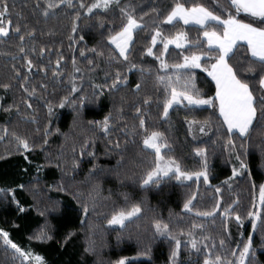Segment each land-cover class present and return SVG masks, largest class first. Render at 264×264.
I'll list each match as a JSON object with an SVG mask.
<instances>
[{"label":"trees","instance_id":"1","mask_svg":"<svg viewBox=\"0 0 264 264\" xmlns=\"http://www.w3.org/2000/svg\"><path fill=\"white\" fill-rule=\"evenodd\" d=\"M72 2L74 7L61 5L55 10V16L45 18L41 11L46 6L45 0H39L41 8L36 7L37 0H7L10 15L3 23L4 26L8 24L10 38L0 37V84L9 83L11 86L7 90L0 87V134L3 129H8V135L0 139V229L7 231L10 239L21 248L31 249L44 257L46 264H116L121 258H126V264H171L170 254L175 243L155 233L153 223L159 219L169 223L173 234L181 240L179 264H203V255L191 250L190 244L185 247L189 231L193 232L201 246L207 243L202 240L205 235L216 241L217 248L219 239L225 238L224 252L252 236L256 253L253 264H264V236L259 230L252 231L247 216L249 211L259 209L260 205H256L258 186L264 183V104L260 103L264 89L258 83L259 70L257 73H241L251 81L257 101V118L246 137L233 134L235 148H232L227 144L226 126H221L222 118L218 110L206 106L189 111L180 105L169 110V118L162 116L163 90L154 86L159 61L155 56H148L145 49L151 46L154 22H160L175 0H122V3L133 6L138 18L143 16L145 25L143 30L138 29L134 33L130 60L137 68L131 71L127 70L125 63L112 62L109 65L107 62L109 49L113 47L107 41L109 30L118 29L122 22L119 9L114 7L110 12L94 10L88 14L85 8L79 7L81 0ZM91 2L83 0L85 5ZM181 2H185L186 6L194 2L203 3L220 11L215 0ZM220 4L226 8L228 0H220ZM77 11L80 12L79 20L75 19ZM74 22L78 25L76 33L71 32ZM17 24L21 27L20 34L26 31L25 24L36 30L34 37L26 36L23 42L28 48L36 49L29 52V58L34 63L31 71L24 66V54L19 52L21 41L15 33ZM160 26L165 36L175 35L182 29L188 33L190 41H201L197 47L191 44L184 49L170 47V54L163 57L169 63L182 62L181 52L184 55L194 51L199 54L208 48L197 26L182 22L175 27L167 24ZM70 35L73 40H69ZM80 36L84 40H79ZM42 47L45 52L41 55ZM93 47L102 49L104 57H97L88 51ZM162 47L158 43L153 52L159 55ZM81 49H84V56L80 55ZM58 54L64 57L59 69L63 75L53 77ZM244 54L246 49L239 48L238 57L243 59ZM73 58L82 70L76 76H82V79L76 80L80 90L70 94L68 78L72 73ZM89 60L93 61L92 65L88 64ZM206 61L207 58L203 57L202 63ZM14 66L21 73L20 77H16ZM93 67L95 70L91 71ZM140 68L147 71L142 74ZM117 69L127 76V83L114 91L104 87L102 95L93 96L94 92H100L93 85L111 84ZM106 72L109 73L107 78ZM193 72L197 87L207 95H214L215 85L207 73L201 69H194ZM25 75L28 76L26 86L36 89L33 96L20 87ZM137 83L141 84L139 91L135 87ZM64 96L69 97V102L59 107V101ZM81 96L86 98L82 106ZM145 96L152 97L149 105L143 104ZM49 102L54 106L51 115L48 112ZM29 103L31 108L27 106ZM136 107H141L146 127L165 133L173 149L168 154L179 160L182 168L198 170L200 157L195 155L194 149H207L209 184L195 180L181 182L172 176L158 186L141 187V178L151 166L153 156L150 150L143 148L141 137L132 131L134 126L139 130ZM109 113L112 123L108 135L88 123L102 121ZM33 116L35 123L30 119ZM185 116L188 120L199 121L211 118L208 136H199V125L194 126L196 135L189 133ZM45 129L49 132L47 137L44 136ZM12 132L28 137L34 147L28 152L18 151ZM45 138L47 144L43 143ZM90 138H94V144L89 143L81 156V145ZM117 141L119 148L115 147ZM88 152L94 155H88ZM237 154L240 160L236 159ZM73 158L78 161L75 169ZM241 161L246 168L240 167ZM61 184L66 191L59 190ZM216 187H220L219 193ZM77 193L81 202L89 204L87 217L74 198ZM125 195L128 196L127 203H139L142 212L124 227H111L106 220L114 206L125 205ZM193 195V204L201 211L210 210L218 203L220 207L215 217H198L195 212H186L183 204ZM92 198L95 210H92ZM20 208L24 210L20 211ZM225 208L235 209V212L225 216ZM236 213L242 217V223L235 220ZM193 223L202 224L203 229H192ZM181 229L184 230L183 235L180 234ZM42 230L52 239L44 242L30 239ZM90 239L95 241L94 250L85 251ZM12 251L6 249L0 238V264H20L18 259L13 258Z\"/></svg>","mask_w":264,"mask_h":264},{"label":"snow or ice","instance_id":"2","mask_svg":"<svg viewBox=\"0 0 264 264\" xmlns=\"http://www.w3.org/2000/svg\"><path fill=\"white\" fill-rule=\"evenodd\" d=\"M216 5L220 8V11L210 9L203 3H192L191 6H186L185 2L181 0H175L170 10L163 15L159 23L154 22L151 35V46L146 47L145 51L148 56H155V59L159 61V69L155 74L154 86L157 89L163 90L162 100V116L169 118V110L174 106L183 105L184 108L189 111L202 107H210L214 110H218L219 117L222 118L221 126H226L227 144L232 148H235L234 141L232 139L233 134L238 133L240 137H246L250 131V127L253 121L257 118V101L254 95L253 88L251 87V81L249 78L241 75V73H257L259 70L258 83L261 89H264V0H228V7H224L220 4V0H215ZM45 7L41 8L39 0H37L36 7L41 8L42 14L45 18L49 15H56V9L61 5H65L67 8L74 7L72 0H45ZM80 8H85L88 14H92L94 10H100L103 12H110L113 8H118L120 13V20L122 21L118 29L109 30L107 41L109 45L113 46L109 49L107 62L109 65L112 62L117 64L125 63L127 70L137 68V65L130 60L131 48L134 43V33L137 30H143L145 27L143 23V16L139 18L135 14V10L130 3H122V0H92L88 5L81 0ZM154 12L157 10L154 8ZM10 15L9 5L7 0H0V37L10 38L9 28L4 26L3 20ZM144 15H147L145 13ZM159 17V13H158ZM80 12L77 11L75 19L79 20ZM179 22H183L184 25H197L199 26L197 31L200 32L204 38L203 42H206L208 48L206 51L201 50L199 54L197 52H191L188 55H184L183 52L180 55L183 56L182 62L169 63L168 60L163 57L169 53V45H175L177 49H184L185 45L191 44L193 47H197L201 44L199 39L190 41L188 33L184 30H178L175 35L165 36L164 30L161 28V24L172 25L175 27ZM9 24L11 21L9 20ZM103 27V24L100 25ZM26 31L21 33V27L19 24L15 27V33L18 35V39L21 41L19 45V52L23 53V60L26 62L24 66L29 71L34 67L33 60L29 58V52H35V47L28 48L23 42L25 37H34L35 28H29L28 25H24ZM78 25L74 22L72 24L71 32L76 33ZM69 40H73V36L68 37ZM79 40H84L83 36L79 37ZM162 44V49L159 50V55L153 52V48L157 46V43ZM244 47L246 54L243 59L238 57L239 48ZM88 51L95 54L97 57H104V51L95 47L88 49ZM45 52V48L40 49L41 55ZM80 55L84 56V49L80 50ZM202 57H206L207 61L202 63ZM15 59V57H13ZM64 57L58 54L56 60V67L53 69V77H60L63 73L60 69V62ZM235 60V63L233 61ZM89 65L93 64L92 60L88 61ZM72 73L69 75L68 83L71 85L69 93H76L80 90L76 84V80L81 77H77L76 73H80L82 70L77 65L75 58L72 60ZM246 65V66H244ZM201 69L207 73L208 77L214 82L215 90L214 95H207L203 93L200 88L197 87L195 82V75L193 70ZM95 70V67L90 69ZM16 77H20L19 70L13 68ZM143 74L147 71L144 68H140ZM109 73H105L107 76ZM28 76H23L24 83H21L20 87L28 93L29 96H33L36 93L35 88L29 89L26 86ZM127 83V76L122 75L121 71L117 69L112 76L111 84L105 82L103 85L95 84L94 88L100 89V92H94L93 96L102 95L103 88L107 87L109 91L117 90L122 84ZM11 85L9 83L0 84V87L7 90ZM46 88L47 85H41ZM136 90L141 89V84L135 85ZM85 97H80L81 106L85 101ZM152 101L151 96H145L143 99L144 105H149ZM69 102V97L64 96L59 101V107H64ZM186 102V103H185ZM75 103V101H72ZM159 103V101H158ZM260 103L264 104V96L260 98ZM29 108L32 105H27ZM53 104L48 103L49 115L53 113ZM8 111V109H5ZM122 111V109H121ZM136 113L138 114L139 130L134 126L133 133L138 134L141 137L142 145L145 150H150V154L153 156L151 166L146 169L144 175L141 178V187H147L149 185H160L165 178L175 177L176 180H193L197 183L203 178L204 184H209V167L207 149L203 147H196L194 149L195 155L200 157V168L198 170H186L182 168L181 163L174 156L169 155L173 151L167 136L164 132L152 128L146 127V121L142 114L141 107H136ZM35 123V117L30 118ZM185 120L188 123V131L192 133L193 125H199V131L205 132L211 125V118H206L203 121L196 119L188 120L185 116ZM89 124L99 127L105 135L110 132L112 123V115L105 116L102 121H88ZM219 131V129H217ZM8 135V129L5 128L0 134V139ZM13 139L16 141L17 150L21 149L24 152L30 151L34 145L29 142V138L21 136L15 132L11 133ZM49 132L47 129L44 131V136L47 137ZM195 139V137H193ZM47 144L48 141L45 138L43 141ZM89 143L94 144V138L86 140L81 145L80 155L85 154V149ZM115 147L119 148L120 144L117 141ZM167 150V151H165ZM73 151L75 149L73 148ZM88 155H94L92 152H88ZM27 159V157H25ZM236 159L240 160V155H236ZM73 169L78 167V161L73 158ZM59 167V165H57ZM241 168L247 166L243 161L240 162ZM171 174V176H170ZM236 169H233V176H235ZM226 183V182H225ZM230 186V185H229ZM255 187V185H254ZM59 190L66 191L63 185H59ZM216 192H220V187H216ZM259 192V209L255 211H249L247 213L250 219L251 229L253 232L259 230L262 236H264V183L258 186ZM74 198L80 203L81 211L85 217L89 214V204L87 202H81L79 200V194H74ZM124 206H114L111 210L110 217L106 222L108 225L125 226L126 221L132 220L134 217L142 212V207L139 203H127L128 196L125 195ZM195 195L189 197L183 204V209L186 212H195L198 217H215L220 205L217 203L210 210L201 211L195 208L193 200ZM92 210H95V201L92 198ZM255 208V204L253 205ZM20 208V211H23ZM55 210V206L53 207ZM235 209L225 208L223 215L229 216L234 213ZM235 220L242 223V217L236 213ZM83 223V221H81ZM155 233L160 236L167 237L174 241L175 247L170 254L171 264H179L181 240L173 234V230L169 223L162 220H155L153 223ZM192 229H203L202 224L193 223ZM184 230H180V234L183 235ZM189 241L185 244L191 245V250H194L197 254L203 255V264H253V260L256 258V253L253 250V238L248 236L245 241L236 243L234 248H231L228 252H224L227 241L225 238H220L218 242V248L216 241L211 236H203L202 240L207 241L201 246L197 241L192 231L187 233ZM230 237L231 233H227ZM0 238L3 240V244L12 251L14 259H18L20 264H46L44 257L34 253L31 249H23L18 244L10 239V234L0 229ZM30 239L44 242L51 240L52 237L45 231H41L39 234ZM95 246L94 240H89L88 247L85 251H93ZM239 250V251H237ZM146 254V253H145ZM116 264H126V258H121L116 261Z\"/></svg>","mask_w":264,"mask_h":264},{"label":"rangeland","instance_id":"3","mask_svg":"<svg viewBox=\"0 0 264 264\" xmlns=\"http://www.w3.org/2000/svg\"><path fill=\"white\" fill-rule=\"evenodd\" d=\"M5 27H8V24H6V26ZM158 43H159V41H158ZM157 43V44H158ZM187 45H185V47H186ZM170 47H175V45H169V48ZM202 59H203V57H202ZM206 107V106H205ZM194 126H196V125H193V131H192V133L193 134H195L197 131H196V129H195V127ZM198 132H200V131H198ZM210 133V129L209 128H207L206 129V131L205 132H201L200 134H199V136H201L202 138H205V137H207L208 136V134ZM196 135V134H195ZM170 176H171V174H170ZM193 180H195V179H193ZM179 181H181V182H189V180H179ZM191 181V180H190ZM201 181H203V178H201ZM207 185V184H206ZM259 204V195L257 196V198H256V205H258ZM135 218V217H134ZM133 219V218H132ZM128 221H126L125 222V224L127 223ZM109 226H111V227H121V226H119V225H109ZM127 261V260H126Z\"/></svg>","mask_w":264,"mask_h":264},{"label":"crops","instance_id":"4","mask_svg":"<svg viewBox=\"0 0 264 264\" xmlns=\"http://www.w3.org/2000/svg\"><path fill=\"white\" fill-rule=\"evenodd\" d=\"M183 23V22H182ZM193 26H197V25H193ZM197 27H199V26H197ZM211 78V77H210ZM254 122V121H253Z\"/></svg>","mask_w":264,"mask_h":264}]
</instances>
